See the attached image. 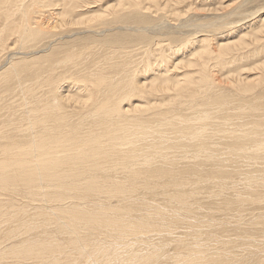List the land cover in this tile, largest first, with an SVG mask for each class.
I'll return each mask as SVG.
<instances>
[{
	"label": "bare ground",
	"instance_id": "obj_1",
	"mask_svg": "<svg viewBox=\"0 0 264 264\" xmlns=\"http://www.w3.org/2000/svg\"><path fill=\"white\" fill-rule=\"evenodd\" d=\"M106 1L0 0V49L11 39L39 44L0 61V260L264 264L263 0H233L203 17L205 0ZM146 11L159 23L140 21ZM88 17L86 31L67 34ZM129 20L142 25L121 26ZM98 24L101 36L169 34L189 70L179 74L163 50L170 43L132 34L50 54L63 35L89 38ZM181 29L234 31L199 39ZM135 48L138 61L115 54L137 56ZM205 191L220 200L203 208Z\"/></svg>",
	"mask_w": 264,
	"mask_h": 264
},
{
	"label": "rangeland",
	"instance_id": "obj_2",
	"mask_svg": "<svg viewBox=\"0 0 264 264\" xmlns=\"http://www.w3.org/2000/svg\"><path fill=\"white\" fill-rule=\"evenodd\" d=\"M112 1V3L114 2V1H116V0H109V2H111ZM232 1L233 0H205L204 1V3L206 4V8L204 7L203 9V11H199L200 13V15H201V17H203L202 16V14L204 15V16H207L208 14H213L214 12H215V9L214 8H217V7H219V6H221L222 4L223 5H230V3H232ZM109 2H107L106 1V3H104L102 6L104 7V6H106V5H108V4H112V3H109ZM240 2V0L238 1L237 0V2H236V4H233L232 6H236V5H238V3ZM263 2H264V0H263ZM262 2V3H263ZM235 3V2H234ZM95 5H96V3H95ZM253 5L255 6V3H253ZM94 6V5H93ZM209 7V8H208ZM98 8H99V6H98ZM98 8H96V9H98ZM208 8V9H207ZM229 8H227L226 10H228ZM231 9V8H230ZM98 12V11H97ZM96 12V13H97ZM147 12V11H146ZM144 12V15H145V17H144V15H143V13L141 14L143 17H141V15L139 14V16H140V21H142V20H144L143 22H147V23H153V24H155V23H159V21H160V18H159V16H157V15H155V14H153V13H149V12ZM91 13H93V12H91ZM190 14H192V13H190ZM154 15V16H153ZM164 14L162 13V15L161 16H163ZM139 16H138V18H139ZM212 19L211 18H208V19H202V23H207V22H209V21H211ZM96 21V23H97V21H99V20H95ZM139 21V22H140ZM83 24L81 25L82 27H79V26H76L72 31H70V32H67V34L68 35H73L76 31H80V30H84V31H86L85 30V25L86 24H89L90 22H92V18L91 17H88V18H86V19H84L83 21ZM100 22V21H99ZM201 22V21H200ZM138 25H142L141 23H138L137 22V20H132V21H128L127 22V24L126 25H121V26H123V27H129V26H134V27H137ZM78 27V28H77ZM91 28H93V30H95L96 31V35L95 34H88L87 33V35L89 36V38H82V37H85V35H76V36H74V37H72V38H66V35L67 34H65V35H63V38H61V39H59L58 41L56 40L55 42H54V46L52 47H50L49 46V44L48 45H46L45 47H43V48H48V46H49V52H50V54L52 53V51L54 52V51H58L57 49H66L67 47H75V46H82V47H84V46H87V45H89V44H91L92 42H95V40H98L99 39V41H102V39H109V38H111V37H113L114 35H117V36H125V35H127V34H132V35H134V36H142L141 38H143L144 40L146 39V38H150L149 40H154V41H157V37L160 39V40H162V43L163 44H167V43H170L168 46H164V49L163 50H169L168 52H167V50H166V52H167V54H169V55H171L172 57H173V60L175 59V61H174V63H175V66H177V64H178V66H177V68L179 69V74H182V73H184V71L186 70V71H188L189 69L188 68H184V69H182L181 68V66H182V64H183V60H181V56H178V54L177 53H174L175 51H177L178 49H179V47L181 46V44H182V41H181V43H180V40H177V42L175 43V42H171L170 40H172L171 39V37L169 36V34H165L164 35V33H162L161 35H159V36H157V34H153V32H146L145 34H143V33H140V32H136V31H133V30H118L119 28H114L113 30V32H106L103 36H101L100 35V32H102L101 30L103 29V28H105L104 26H100L99 24H98V27L97 26H95V25H93V27H91ZM224 29V28H223ZM227 29V28H226ZM215 30V29H204L203 31H200V32H197V33H194V32H192L190 29H181L182 30V33H179V36H182L183 38H192V37H196V38H199V39H202V37H206L207 38V36L208 37H213V36H216V35H219V36H224V35H227V34H230L232 31H234V30H231V31H227V30ZM185 30V31H184ZM189 30V31H188ZM156 32V31H155ZM218 32V33H217ZM219 32H221V33H219ZM98 33H99V35H98ZM152 33V34H151ZM199 33V34H198ZM211 33H214V34H212L211 35ZM210 34V35H209ZM206 35V36H205ZM80 36V37H79ZM152 37V38H151ZM90 38H95V39H90ZM83 39V40H82ZM188 40H191V39H185L183 42H185V41H188ZM13 43H12V42ZM11 42V43H10ZM103 42V41H102ZM69 43V44H68ZM102 45H104L103 43H101ZM138 45V44H137ZM173 45V46H172ZM37 46H39V44H37L36 46H33L32 45V43H30V42H28V41H22V42H20V43H15V40L14 39H11L10 41H8L7 42V45H5V47L4 48H1L0 49V51H3L5 54L1 57L2 59H0V61H5V59H6V55L7 54H11L12 52H14V53H16V54H18V55H16V57H19V59H21V57L22 56H25V55H21L22 53H21V51H25V50H34V49H36V47ZM142 46H146V44H143ZM105 47H111V46H109V45H104V48ZM138 47H141V46H138ZM148 47V46H147ZM166 47V48H165ZM172 47V48H171ZM175 47H177V48H175ZM141 48H145V47H141ZM127 48H125V49H123V50H126ZM123 50L122 49H120L118 52L119 53H115V54H118V56H122L123 58L124 57H126L129 61H131L132 62V60H134V61H138L137 59H139V58H141V56H140V50H138V49H134L135 50V52L137 53V54H139V55H137L136 56V54L135 55H131L130 57H127L126 56V53L125 52H123ZM172 51V52H171ZM21 53V54H19V53ZM48 51L47 52H42V53H40V54H38V55H45L46 53H49ZM120 52H123V53H120ZM9 54V55H10ZM197 56H198V53H197ZM196 56V57H197ZM26 57V56H25ZM65 57H67V55L65 56ZM152 58H153V60H155V61H153L152 63H153V66L155 67L156 65L158 66V62H160V58L158 57V55L157 56H152ZM177 58V59H176ZM178 58H179V60H178ZM91 60V59H90ZM89 60V61H90ZM172 60V61H173ZM172 61H170L169 60V62H172ZM88 62V61H87ZM156 63V64H155ZM172 64V63H171ZM85 65H88L86 62H85V64H84V66ZM171 66H173V65H171ZM175 66H173L172 68H171V70L173 71V73L174 74H178L177 72H176V70H175V72H174V68H175ZM180 66V67H179ZM176 68V69H177ZM215 73H219V72H217V71H215ZM147 74V73H146ZM149 74H151V73H149ZM195 75V74H194ZM146 76L147 75H145L144 76V74L142 75V77H141V75L139 76L140 78H139V80L141 81V82H149V81H151L152 82V75L151 76H147V78H146ZM144 78H146V79H144ZM150 78V79H149ZM218 79H220L219 81L221 82V80L222 79H224V77H222L220 74H218ZM159 81H157V82H155V84H157ZM155 84H153V86L155 85ZM153 86H149V89H151V88H153ZM62 87H65V86H62ZM6 88H7V86L6 87H3V89H2V91H4L5 92V90H6ZM66 94H68V92H66ZM159 98V97H158ZM157 98V99H158ZM159 100V99H158ZM125 106H126V108L128 107V104H124ZM144 132H146L145 130H143ZM144 134H146V133H144ZM203 160V159H202ZM184 166H185V168L187 169V170H190L191 168H192V166L191 165H189V164H184ZM200 168V172H198V173H201V174H204L208 169H209V165H208V163H206L205 161L203 162V164L199 167ZM205 193H207V194H205L204 196H201L200 198H199V200H203L204 201V203H206L205 204V206L203 207V208H206V207H208V206H211L217 199H218V197L217 196H215V191H212V193H210V194H208V191H205ZM157 201H159L160 203H162V204H164L168 209H170L172 206H173V203L172 202H170V201H168V200H166V199H164L163 197H161V196H157L156 198H155ZM220 199H218L217 201H219ZM216 201V202H217ZM197 208H194L193 210H196ZM219 216V211H216L215 212V218H217ZM251 218H253V215L251 214V213H248L247 215H246V217H245V219L246 220H249V219H251ZM228 225H229V227H233V226H236V225H238V223L237 222H235V221H233V220H229L228 221ZM258 227H260V226H258ZM189 227L188 226H186V225H184V227L182 228V230L181 231H179V232H177L176 234H175V238L176 239H179V237H182V236H184V232L188 229ZM231 234V233H230ZM153 244L154 243H157V244H164V241H162V239L160 240L159 238H153V241H151ZM150 242V243H151ZM175 244L176 243H173V242H169L167 245H169V247H171L170 249H167L166 250V252H168L169 254H174L175 252H176V249H175ZM149 245V242H141V246L142 247H146V246H148ZM5 259V260H4ZM3 260L1 259L0 260V263H6V262H4V261H6V257L4 258Z\"/></svg>",
	"mask_w": 264,
	"mask_h": 264
}]
</instances>
